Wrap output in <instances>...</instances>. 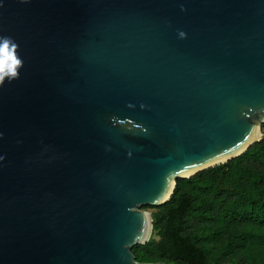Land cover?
Returning a JSON list of instances; mask_svg holds the SVG:
<instances>
[{
  "label": "water",
  "instance_id": "1",
  "mask_svg": "<svg viewBox=\"0 0 264 264\" xmlns=\"http://www.w3.org/2000/svg\"><path fill=\"white\" fill-rule=\"evenodd\" d=\"M0 4V264H169L141 206L264 136V0Z\"/></svg>",
  "mask_w": 264,
  "mask_h": 264
},
{
  "label": "trees",
  "instance_id": "2",
  "mask_svg": "<svg viewBox=\"0 0 264 264\" xmlns=\"http://www.w3.org/2000/svg\"><path fill=\"white\" fill-rule=\"evenodd\" d=\"M141 208L152 211L153 232L132 247L139 261L264 264V136L226 163L178 178L165 203Z\"/></svg>",
  "mask_w": 264,
  "mask_h": 264
},
{
  "label": "clouds",
  "instance_id": "3",
  "mask_svg": "<svg viewBox=\"0 0 264 264\" xmlns=\"http://www.w3.org/2000/svg\"><path fill=\"white\" fill-rule=\"evenodd\" d=\"M180 35L183 37L185 33L181 32ZM18 49L19 44L13 37L0 35V87L6 80L11 82L20 78V69L24 66V60L19 55ZM2 136L3 133L0 132V137ZM3 159L4 157L0 156V160Z\"/></svg>",
  "mask_w": 264,
  "mask_h": 264
}]
</instances>
